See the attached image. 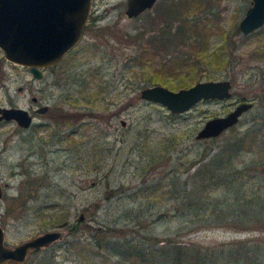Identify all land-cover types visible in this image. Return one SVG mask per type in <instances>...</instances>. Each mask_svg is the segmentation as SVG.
<instances>
[{"label": "rangeland", "instance_id": "374dc122", "mask_svg": "<svg viewBox=\"0 0 264 264\" xmlns=\"http://www.w3.org/2000/svg\"><path fill=\"white\" fill-rule=\"evenodd\" d=\"M175 1L181 0H157L137 15L128 16L124 12L125 0H94L92 6L104 13L99 20L102 25H90L80 42L45 69L41 77L33 76L22 64L6 58L0 47V104L28 106L32 103L31 95L35 94L49 106L47 111L35 114L32 127L26 131H19L13 119L0 121L3 184L0 222L7 243L13 244L47 228L61 227L65 230L63 236L53 242L56 259L63 258V262L81 259L63 249L73 236L67 231V224L50 221L59 207L68 211V222L76 223L79 233H88L87 226L107 223L112 227L106 231L110 240L119 236L120 240L127 238L135 242L149 235L158 237V240L146 239L149 243L153 239L155 244H165L168 237L211 248L230 240L249 238L251 244L262 245L260 264H264L261 201L259 204L253 201L246 208L250 213L261 212L259 218H241V221L236 213L219 218L208 213L195 225L188 216L182 219L169 215L166 208L169 200L146 195L143 190L145 185L154 186L169 177H175L183 185L192 183V172L199 162L205 161L231 133L244 131L254 114L264 107V47L260 58L255 55L257 44L264 42V23L258 31L247 34L237 27L251 0H188L192 1L186 10L189 19L216 22L229 36L227 44L238 49L225 67L208 63L196 78H230L229 97L202 98L189 108L172 113L164 104L140 96L142 86L155 82L147 76L155 72L160 54L151 53L143 65L141 60L145 57L140 56L142 51L137 44L140 38L135 33L142 25H151L148 21L154 12ZM178 23L177 17L171 29ZM210 29L208 51L220 42L217 28ZM188 43L179 39L169 42L165 50H160L163 58L172 57L174 52L190 51L194 46ZM87 68L91 73L90 83L100 84L103 98L93 113L79 114L77 110L83 109L80 107L83 103L72 101V93L77 91V75ZM244 96L253 100V105L241 114L234 128L228 127L215 136H195L208 117L225 113ZM68 130H73V134H67ZM82 149L87 150L86 157L81 154ZM205 150L210 152L204 155ZM254 158L260 157L242 150L236 162L242 168L249 163L247 168L253 173L261 167L251 164ZM193 161V165L185 168ZM256 180V177L244 180L241 194L257 190L262 199L264 179ZM159 208L166 215L157 217ZM45 248L31 250L25 260L9 264H39L49 254L50 250ZM114 258L115 255H110V259Z\"/></svg>", "mask_w": 264, "mask_h": 264}, {"label": "trees", "instance_id": "16d2710c", "mask_svg": "<svg viewBox=\"0 0 264 264\" xmlns=\"http://www.w3.org/2000/svg\"><path fill=\"white\" fill-rule=\"evenodd\" d=\"M191 4L192 1L181 0L162 5L161 11L159 9L150 16L148 23L151 25L146 27L142 25L135 33V37L137 39L140 38L137 41L142 51H140V56L145 57V59L141 60L142 62L147 60V56L151 53L160 54L157 59L158 66L155 68L154 73L147 76L148 80L161 82L171 87L187 85L198 78L197 74L206 64L211 63L217 67H225L229 61L234 59L235 50L238 49L236 45L229 46L227 44L229 36L226 35L221 26L207 19L200 22L197 19L188 18L186 10L189 9ZM177 17L179 23L174 29H171L173 20ZM150 27H153L152 31L148 30ZM213 27L217 28L216 32L219 35L217 38H219L220 42L212 50L208 51V38L211 36L210 28ZM258 29L259 27L254 29L253 32L258 31ZM178 39L179 41L182 40V43L188 41V44L192 47L194 46V48L187 52H174L172 57L163 58L164 56L160 50H165V46L169 42L178 41ZM262 47H264V42L257 44L255 49V55L259 58L261 57ZM144 63L142 64L144 65ZM89 70L88 68L84 69L77 75L79 78L77 91L79 92L75 90L76 93H72L74 94L72 101L83 103L80 106L83 109L78 108L77 110L79 114L93 113L95 107L99 106L98 103L103 98L100 84L90 83L91 73ZM169 74L175 78V81L168 76ZM240 99L247 98L244 96ZM61 116L65 117L64 119L67 118L64 113H61ZM235 125L236 123L230 127L234 128ZM73 132V130H68L66 133L73 134ZM242 150L251 151L260 157L251 161L254 166L261 165L255 172H249L247 168L249 163L242 168L236 162ZM209 152L210 150H205L203 154L206 155ZM81 154L86 157L88 152L86 149H82ZM85 161H88V158ZM194 162L189 163L185 168L193 165ZM252 177H256V181L264 179V107L254 114L251 124L244 131L231 133L223 144H220L205 161L199 162L192 172V183L185 182L183 185L175 177H169L167 181L163 182L161 179L160 182L154 183V186L147 184L143 190L146 195H158L161 200H169L170 204L166 207L169 215L175 214L181 216L182 219H186L188 216L190 220L194 221L195 225L199 223L198 220L200 218H203L208 213L217 215V218L228 213H236L239 220L241 218H259L261 212L250 213L246 208L253 201L256 204L261 201L262 205H264V196L262 201L257 190H246L244 194H241L244 180ZM165 184L168 186H164ZM161 208H159L157 217L166 215ZM67 212L58 207L50 221L54 222V224H67V231L73 233V236L64 243L63 249L74 252L81 259L77 260L74 258L67 262H63V258L57 260L55 244L51 243L46 246L50 250L49 254L39 264L263 263L261 258L263 253L262 245L251 244L249 238H243L242 241L230 240L211 248L207 246L202 248L200 245L177 242L176 240H170L168 237V241L165 244H155L152 241L153 239L149 243V241L146 242V239L155 238L154 240H158V237L149 235L138 238V241L135 242H130L127 238L120 240L119 236H114L110 240L106 231L112 229V227L107 225V223L87 226L88 233H79L78 225L68 222ZM110 255H115V258L110 259ZM91 257L93 258L91 259Z\"/></svg>", "mask_w": 264, "mask_h": 264}, {"label": "water", "instance_id": "95a60500", "mask_svg": "<svg viewBox=\"0 0 264 264\" xmlns=\"http://www.w3.org/2000/svg\"><path fill=\"white\" fill-rule=\"evenodd\" d=\"M92 0H0V47L9 60L28 66L33 76L42 74V67L56 63L78 41L87 19ZM155 0H126L125 12L136 15ZM264 23V0H251L239 18L237 26L243 34ZM232 81L228 77L196 79L190 84L172 88L160 82L146 84L140 89L142 98L164 104L172 113H179L199 99L227 98ZM253 105L251 99L237 100L223 114L208 117L195 132L196 137L221 133L237 123L241 114ZM47 104L37 107L43 111ZM0 118H13L29 125L32 116L21 105H0ZM124 123L125 120L121 119ZM3 184L0 180V198ZM82 217V212L79 214ZM61 227L44 229L13 244L5 241L0 222V264L18 263L31 250L47 246L64 234Z\"/></svg>", "mask_w": 264, "mask_h": 264}, {"label": "flooded vegetation", "instance_id": "af4514ba", "mask_svg": "<svg viewBox=\"0 0 264 264\" xmlns=\"http://www.w3.org/2000/svg\"><path fill=\"white\" fill-rule=\"evenodd\" d=\"M156 1H157V0H155L154 3H155ZM93 3H94V0L91 1L90 10H89V13H88V15H87V19H86V21H85V24L83 25L82 33H81V35H80L78 41L75 43L74 46H76V45L80 42L83 33L85 32V30H86L88 27H90V25H93V24H97L98 26H101V25H102L101 22H100L99 20H100V17H101L104 13L98 11V7H97V6H94V5L92 6ZM154 3H153V4H154ZM250 3H251V2H250ZM153 4H152V5H153ZM125 7H126V0H125ZM147 8H148V7H147ZM145 9H146V8H145ZM145 9H144V10H145ZM245 9H246V8H245ZM142 11H143V10H142ZM244 11H245V10H244ZM124 12H125V8H124ZM125 13H126V12H125ZM139 13H140V12H139ZM136 15H137V14H136ZM237 23H238V22H237ZM237 27H238V26H237ZM252 31H253V30H252ZM252 31H250V32H252ZM250 32H248V33H250ZM74 46H73V47H74ZM73 47H71L69 50H67V51L62 55V57H63L68 51L72 50ZM62 57H61V58H62ZM61 58H60V59H61ZM60 59H59V60H60ZM59 60H58V61H59ZM58 61H57V62H58ZM57 62H56V63H57ZM14 63H15V62H14ZM56 63H54V64H56ZM54 64H51V65H47V66L42 67V74H41V76H43L45 69L51 67V66L54 65ZM22 65H23L27 70H29L27 65H24V64H22ZM41 76H39V77H41ZM18 88H19V89L23 88V85H22V84L18 85ZM31 100H32V103H31V104H29L28 106H24V107H26V108L28 109L29 113H30L31 116H32V121H31V123H30L29 125H26V126L21 125V124H19L15 119H13V118H9V119H13V120L15 121V123H16V127L18 128L19 131H23V130L26 131V130H28L30 127H32V125H33V123H34V117H35V114H36L37 112L42 113V112H45V111H47V110L49 109L48 103H47V102H43V101H41V99H40L37 95L32 94V95H31ZM238 100H239V99H238ZM13 104H14V103H10V104H7V105H13ZM43 104H47V107H46L43 111H38V110H37V107H39V106H41V105H43ZM0 105H5V104H0ZM14 105H20V104H14ZM21 106H23V105H21ZM1 119H5V118H0V121H1Z\"/></svg>", "mask_w": 264, "mask_h": 264}]
</instances>
